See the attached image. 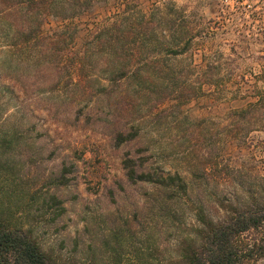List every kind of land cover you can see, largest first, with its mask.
<instances>
[{"label": "rangeland", "instance_id": "374dc122", "mask_svg": "<svg viewBox=\"0 0 264 264\" xmlns=\"http://www.w3.org/2000/svg\"><path fill=\"white\" fill-rule=\"evenodd\" d=\"M163 1L181 7L191 32L196 34L190 47L192 63L182 57L175 63L195 73L202 70L204 62H210L215 84L210 88L203 85L202 94L180 106L167 100L155 107L153 102L138 99L134 116H140L139 143L114 146L102 125L108 116L105 102L72 107L62 90L41 92L45 87L41 78L34 81L25 71L19 82L10 83L18 96L14 101L21 100L22 104L16 108V102L14 106L9 103L2 109L11 144L5 152L7 170L0 173V196L9 194L12 206H18L14 221L29 226L60 264H105L114 234L119 239V252L126 244L140 248L160 243L172 248L176 232L169 221L160 219L162 211L158 207L163 206L171 215L183 209L182 204H162V194L150 185L127 184L120 164L125 152L143 150L142 154L146 152L143 147L149 149V162L164 172L197 170L205 158L222 154L231 166L241 167L245 177L251 173L264 176V0L132 3L146 11ZM118 3L120 0L96 2L89 12L78 16L73 21L76 44L111 19ZM57 25L58 20L48 17L42 29L52 30ZM191 78V84L196 85L194 75ZM89 83L90 90H95ZM24 89L32 91L33 102L18 93ZM5 98L0 94V104ZM256 102L258 108L252 117L230 115ZM71 107L80 108L78 117L66 115ZM230 124L234 131L242 132L239 140L224 138L223 127ZM62 164L68 170L66 182L57 185L55 176ZM183 175L190 182V177ZM192 187L199 190L201 184L195 180ZM49 193L57 196L64 208L54 220L52 209L45 204ZM133 261L125 254L120 257V264Z\"/></svg>", "mask_w": 264, "mask_h": 264}, {"label": "trees", "instance_id": "16d2710c", "mask_svg": "<svg viewBox=\"0 0 264 264\" xmlns=\"http://www.w3.org/2000/svg\"><path fill=\"white\" fill-rule=\"evenodd\" d=\"M107 1L0 0V94L6 97L0 104V173L7 170L5 152L11 144L2 109L17 101L10 83L19 82L23 71L34 81L41 78L45 85L41 92L62 90L72 107L105 102L108 116L102 125L114 146L139 143L140 116H134L138 99L153 102L155 107L167 100L180 106L202 94L203 85L210 88L215 84L210 62H204L202 70L195 73L175 63L181 57L192 63L190 47L196 34L191 32L183 9L170 1L145 11L132 0H120L113 17L76 44L73 21L89 12L94 3ZM48 17L58 20L59 25L43 31ZM193 75L196 85L191 84ZM88 83L95 90L91 91ZM63 87H70L69 91L63 92ZM18 91L33 102L32 91ZM16 103L18 108L22 101ZM258 104L249 103L230 115L250 118ZM86 111L83 113L88 117L91 109ZM78 114L80 108L66 115ZM232 126H224L222 134L226 140H239L243 134ZM142 149L146 152L121 156L123 177L129 185L141 183L158 189L162 204H182L183 209L171 215L163 206L158 207L160 219L169 221L176 232L172 248L160 243L140 248L126 244L119 252V239L114 234L105 264H120L123 254L135 260L130 264H264V176L251 173L245 177L241 167L231 166L222 154L205 158L197 170L164 172L149 162V149ZM67 171L62 164L55 176L57 185L65 184ZM195 180L201 184L199 190L192 187ZM9 198V194L0 196V264H60L29 226L14 221L18 206H12ZM45 204L52 209V220L64 209L53 193L47 195Z\"/></svg>", "mask_w": 264, "mask_h": 264}]
</instances>
